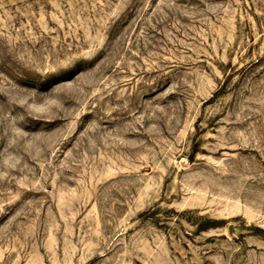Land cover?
I'll list each match as a JSON object with an SVG mask.
<instances>
[{"label":"rangeland","instance_id":"rangeland-1","mask_svg":"<svg viewBox=\"0 0 264 264\" xmlns=\"http://www.w3.org/2000/svg\"><path fill=\"white\" fill-rule=\"evenodd\" d=\"M141 263L264 264V0H0V264Z\"/></svg>","mask_w":264,"mask_h":264},{"label":"bare ground","instance_id":"bare-ground-1","mask_svg":"<svg viewBox=\"0 0 264 264\" xmlns=\"http://www.w3.org/2000/svg\"><path fill=\"white\" fill-rule=\"evenodd\" d=\"M200 196V195H199ZM202 196H200V198H201ZM143 201V200H142ZM145 204H147V203H145ZM143 205V204H142ZM139 206V205H138ZM141 206V205H140ZM228 208H230V207H228ZM149 212V211H148ZM139 217V216H138ZM148 252H150V251H148ZM156 257V256H155ZM143 259V258H142ZM142 259H140V260H142ZM154 259H156V258H154ZM143 262V261H142ZM156 262H157V260H156ZM141 264H143V263H141ZM149 264V263H148Z\"/></svg>","mask_w":264,"mask_h":264}]
</instances>
